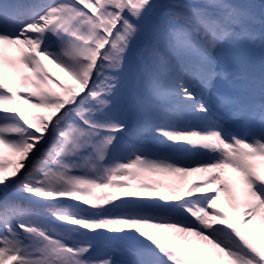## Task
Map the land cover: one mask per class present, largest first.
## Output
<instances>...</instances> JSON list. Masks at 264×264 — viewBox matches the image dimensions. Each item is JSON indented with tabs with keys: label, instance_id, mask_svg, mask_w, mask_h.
Segmentation results:
<instances>
[{
	"label": "snow or ice",
	"instance_id": "obj_1",
	"mask_svg": "<svg viewBox=\"0 0 264 264\" xmlns=\"http://www.w3.org/2000/svg\"><path fill=\"white\" fill-rule=\"evenodd\" d=\"M257 22L235 0H0V264H264Z\"/></svg>",
	"mask_w": 264,
	"mask_h": 264
},
{
	"label": "bare ground",
	"instance_id": "obj_2",
	"mask_svg": "<svg viewBox=\"0 0 264 264\" xmlns=\"http://www.w3.org/2000/svg\"><path fill=\"white\" fill-rule=\"evenodd\" d=\"M53 68V71L57 74L60 75H65L63 73H60L58 69H55L54 66H50ZM66 79H69L68 77L65 76ZM32 111H39L37 109H32ZM144 144L147 148L149 149H154V150H160V151H167V149L165 148L164 145L158 144L157 141L151 137H145L144 139ZM201 159H206V157H201ZM154 179H159L160 177H153ZM165 182L168 181V179L170 178H164ZM202 179L201 174L200 173H190L189 176L187 177V180L185 181V186H187V184L189 183H193V182H200ZM148 198H153V197H142V199H148ZM155 198V197H154ZM221 207L224 211L228 212L230 216H235V214L232 212V210L229 208V206L227 205L226 202H221ZM247 234V232H246Z\"/></svg>",
	"mask_w": 264,
	"mask_h": 264
},
{
	"label": "rangeland",
	"instance_id": "obj_3",
	"mask_svg": "<svg viewBox=\"0 0 264 264\" xmlns=\"http://www.w3.org/2000/svg\"><path fill=\"white\" fill-rule=\"evenodd\" d=\"M248 1L256 3L260 7V9L263 11V14H264V0H248ZM262 57H264V50H261L260 48H253L250 51L241 52V58H242L243 63L246 66L247 65L254 66L257 72L259 71ZM137 199H142V197H137Z\"/></svg>",
	"mask_w": 264,
	"mask_h": 264
},
{
	"label": "trees",
	"instance_id": "obj_4",
	"mask_svg": "<svg viewBox=\"0 0 264 264\" xmlns=\"http://www.w3.org/2000/svg\"><path fill=\"white\" fill-rule=\"evenodd\" d=\"M236 3H240V4H245V5H250L252 8V11L254 12V14L257 17V24H256V28L259 30L261 25L259 24V20L264 17L263 11L260 9V7L254 3V2H249L248 0H235ZM263 3V2H262ZM255 5V6H254Z\"/></svg>",
	"mask_w": 264,
	"mask_h": 264
}]
</instances>
